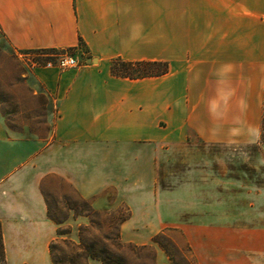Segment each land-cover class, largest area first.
<instances>
[{"label":"crops","instance_id":"obj_1","mask_svg":"<svg viewBox=\"0 0 264 264\" xmlns=\"http://www.w3.org/2000/svg\"><path fill=\"white\" fill-rule=\"evenodd\" d=\"M0 33L15 53L82 47L84 61L66 70L36 67L25 78L55 111L43 146L12 137L0 118L8 264H53L59 227L48 213L49 177L96 210L125 205L131 215L122 242L151 245L160 230L143 235L138 225L164 223L156 197L160 145L260 140L264 0H0ZM115 61L165 62L169 72L119 77ZM156 253L157 264H171L161 248Z\"/></svg>","mask_w":264,"mask_h":264},{"label":"rangeland","instance_id":"obj_2","mask_svg":"<svg viewBox=\"0 0 264 264\" xmlns=\"http://www.w3.org/2000/svg\"><path fill=\"white\" fill-rule=\"evenodd\" d=\"M24 54L32 53H15L0 33V118L9 135L41 147L52 136L55 111L26 83L35 58ZM186 148L160 145L156 197L164 223L138 228L143 235L165 232L161 241L170 242L171 264H264V145L256 139L216 145L195 141ZM49 178L44 191L53 217L64 222L58 240L71 239L75 230V243L82 234L86 241L96 240L117 253L110 239L116 238L129 209L122 205L96 210L65 182ZM79 218L83 222L73 228L71 223Z\"/></svg>","mask_w":264,"mask_h":264},{"label":"trees","instance_id":"obj_3","mask_svg":"<svg viewBox=\"0 0 264 264\" xmlns=\"http://www.w3.org/2000/svg\"><path fill=\"white\" fill-rule=\"evenodd\" d=\"M55 52V51H50ZM112 72L116 76L130 78V79H143L151 77H160L169 72V64L165 62H123L115 61L113 63ZM260 143L264 145V100H263V110L261 119V129H260ZM61 182H65L63 179L54 177ZM50 179V178H49ZM65 185L71 189L74 193L76 191L67 183ZM48 205L49 217L52 221L59 227L64 222L57 220L53 217L52 208L49 204L48 195L45 193ZM82 199V198H81ZM85 203L88 201L82 199ZM74 210L73 208H70ZM94 214L98 215V211L91 209ZM117 215L121 214V211H116ZM130 211L128 214L124 215L121 219L120 230L116 235L115 239H110L116 245L118 252H114L106 245L94 241H86L82 234H80V242L75 243L71 239L58 240L55 239L50 245V254L53 264H89L90 260L95 259L103 264H156L157 263V253L156 247L161 248L173 262L174 258L169 250L170 242L164 243L161 241L163 237L166 236L165 232H161L154 236L153 243L151 245L138 246L135 244H125L121 240V227L130 218ZM93 224H95L93 222ZM59 236V229H58ZM59 245L63 248L60 249ZM0 264H8L4 243V235L2 230V225L0 223ZM188 264H193L188 262Z\"/></svg>","mask_w":264,"mask_h":264},{"label":"built area","instance_id":"obj_4","mask_svg":"<svg viewBox=\"0 0 264 264\" xmlns=\"http://www.w3.org/2000/svg\"><path fill=\"white\" fill-rule=\"evenodd\" d=\"M81 50L82 47L75 49H65L55 52L50 51H33L32 54H24L26 56H34V60H31L32 68L47 67L58 68L60 70H66L71 68H78L83 65Z\"/></svg>","mask_w":264,"mask_h":264}]
</instances>
